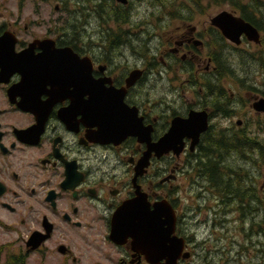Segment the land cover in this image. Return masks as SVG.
<instances>
[{"label":"flooded vegetation","instance_id":"1","mask_svg":"<svg viewBox=\"0 0 264 264\" xmlns=\"http://www.w3.org/2000/svg\"><path fill=\"white\" fill-rule=\"evenodd\" d=\"M202 1L0 0V229L16 237L4 264H167L110 238L136 198L170 207L176 264H252L228 231L264 230V82L243 67L263 65L249 47L264 5L250 6L257 27L226 10L259 33L235 43ZM190 116L174 146L150 149Z\"/></svg>","mask_w":264,"mask_h":264},{"label":"water","instance_id":"2","mask_svg":"<svg viewBox=\"0 0 264 264\" xmlns=\"http://www.w3.org/2000/svg\"><path fill=\"white\" fill-rule=\"evenodd\" d=\"M212 23L218 26L222 33L235 43L240 42L239 38L242 34H245L249 39L258 41V32L251 24L227 11H222L213 17ZM255 106L263 110L264 99H259ZM104 107V110H106V105ZM192 121L193 116L187 119H174L169 131L160 140L153 143L151 148L157 152L167 151L169 147L177 143L174 137L178 129L185 127L189 123L192 124ZM173 227L172 212L166 203H157L154 205V209L149 211L148 205L140 198H137L122 206L115 213L112 220L110 238L118 242L127 236L132 237L135 245L146 251L152 262H154L155 258L148 250L155 248L167 251V264H176L177 248H180V246L177 240L171 236ZM33 239H35L34 236L30 240L32 241ZM164 254L165 252L161 253V255Z\"/></svg>","mask_w":264,"mask_h":264},{"label":"rangeland","instance_id":"3","mask_svg":"<svg viewBox=\"0 0 264 264\" xmlns=\"http://www.w3.org/2000/svg\"><path fill=\"white\" fill-rule=\"evenodd\" d=\"M211 3V12L219 11V10H232V6L229 1H214V0H209ZM244 2H247L248 0H243ZM264 2V0H261ZM199 5H208L210 3L206 1L199 0L198 2ZM215 4V5H214ZM259 5V4H258ZM232 8H231V7ZM263 13L262 16L259 15L258 19L261 21V35L262 41L260 42L259 45L255 44L252 47H249V50L253 53L254 57L256 52H258V56H260L261 59L264 58V7H262ZM206 11V9H205ZM255 53V54H254ZM256 62V61H255ZM253 61H247L246 65H243L244 68H250L249 69V76L251 78V82L257 83L259 86L262 81H264V70H263V65L260 63L258 64L257 62L255 63ZM232 68H239L242 65L238 63V60L232 61ZM259 69V71L257 70ZM263 83V82H262ZM263 87V84H262ZM262 137L264 140V120L262 123ZM264 174V173H263ZM230 218H234L233 216H230ZM250 224L246 228H240L241 223L240 222H234L232 221L229 225L230 230L228 231V235L231 237V248H249L250 250V257L252 258V264H255L256 262V250L255 248H262V257H263V262H264V230L261 227H258L257 230L260 232H251L250 231ZM238 226V228H237ZM237 228V229H236ZM245 232H249L247 236H245ZM253 239H252V238ZM15 235L13 233H10L8 230L5 229H0V244L5 243V248H0V264H4L5 258H10L11 255L16 254V247L15 243ZM253 241V242H252ZM241 244V245H240ZM215 248H223L222 244L217 242L216 244H213ZM229 264H249L244 261L242 262H236V263H229ZM264 264V263H261Z\"/></svg>","mask_w":264,"mask_h":264},{"label":"trees","instance_id":"4","mask_svg":"<svg viewBox=\"0 0 264 264\" xmlns=\"http://www.w3.org/2000/svg\"><path fill=\"white\" fill-rule=\"evenodd\" d=\"M214 1H219V0H214ZM222 1H229L231 6L234 8H240L242 11V16L250 21L253 22L252 15L254 12L257 11V7L251 8L250 6H256V5H264V2L261 0H248L247 2H244L243 0H222ZM253 24L257 27L258 24L254 23ZM263 64V70H264V60L262 62ZM15 258V255L12 256ZM15 264H18V261L15 260Z\"/></svg>","mask_w":264,"mask_h":264},{"label":"bare ground","instance_id":"5","mask_svg":"<svg viewBox=\"0 0 264 264\" xmlns=\"http://www.w3.org/2000/svg\"><path fill=\"white\" fill-rule=\"evenodd\" d=\"M260 10V9H259ZM262 82H264V81H262ZM262 163H263V161H262ZM256 204V203H255ZM249 217V216H248ZM247 218V217H246ZM244 220V219H243ZM248 220V219H247ZM247 222V221H246ZM252 238V237H251ZM254 238V237H253ZM252 238V239H253ZM253 242V241H252ZM241 245V244H240ZM238 248V247H237ZM153 252H155V253H162V252H165V254L164 255H162V257H166V259H167V261H168V258H167V256H166V253H167V251H162V250H159V249H151ZM165 250V249H164Z\"/></svg>","mask_w":264,"mask_h":264}]
</instances>
